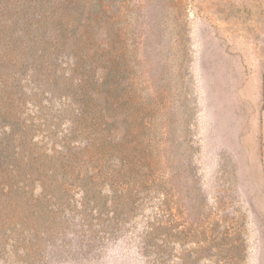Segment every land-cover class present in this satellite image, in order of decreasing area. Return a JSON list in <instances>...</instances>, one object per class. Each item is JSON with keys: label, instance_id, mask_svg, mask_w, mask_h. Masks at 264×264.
<instances>
[{"label": "rangeland", "instance_id": "obj_1", "mask_svg": "<svg viewBox=\"0 0 264 264\" xmlns=\"http://www.w3.org/2000/svg\"><path fill=\"white\" fill-rule=\"evenodd\" d=\"M0 114L71 168L55 223L19 202L16 226L0 186V264H264V0H0ZM87 186L105 208L140 190L99 255Z\"/></svg>", "mask_w": 264, "mask_h": 264}, {"label": "trees", "instance_id": "obj_2", "mask_svg": "<svg viewBox=\"0 0 264 264\" xmlns=\"http://www.w3.org/2000/svg\"><path fill=\"white\" fill-rule=\"evenodd\" d=\"M3 117L0 114V186H2L1 195L4 194L3 197L8 198L9 200H15V205L10 206L5 202V205L8 209L10 207L19 212V216L17 217L16 226L22 227L21 221L28 218V216L21 215L20 211H18L20 204L19 202H24L23 205L29 211H32L34 215L42 214L43 216L47 215L48 219L50 214L53 211L54 217L52 223H55L57 217H55L54 208L55 204H51L50 201H56L55 195L56 189L58 186L59 180L57 177H64L66 174L65 169L68 171L71 170L68 167L69 155L65 153H56L53 152V155L46 156H34V154L27 151L26 148H20L22 145V140H25L26 131L23 133L20 132L16 135L17 128L15 125H11L10 122L2 119ZM70 134H67L64 137L65 141L71 140ZM90 146V144H87ZM66 147V146H65ZM63 147V148H65ZM68 149V148H67ZM70 150H67V153ZM60 155V156H59ZM65 161L66 165H61L60 162ZM59 163V167L55 164ZM66 166V167H65ZM65 167V169L63 168ZM67 171V172H68ZM72 174V172H71ZM35 189H39V196L36 197L37 201H41L42 204H39L38 210L34 209L32 201L34 200L33 195H35ZM90 189L87 186V205ZM140 190L135 188H131L127 190L126 193L122 192L119 189L112 190L110 193L112 195L111 198V207H106L109 203L104 202L103 206H100V200H89L94 209H87V223L90 225V229L87 230V253L99 255L101 249L103 248V239L105 237H114L117 233V224L119 219L125 217L127 213L132 211L134 208L133 202L136 199L131 198L128 193L132 195H138ZM59 192H57L58 195ZM30 195V197H28ZM7 199V200H8ZM51 199V200H50ZM54 208L51 211L50 208ZM5 206H0V209H5ZM25 212L23 211L22 214ZM18 214V213H16ZM15 214V215H16ZM94 221L100 223V226L94 224ZM57 230L51 227V229L47 228L43 233L41 232L42 239L44 242L52 243L55 247L56 238H59L60 233H56ZM9 236L12 237L15 235L13 231L9 229ZM90 233V234H89ZM30 233L21 236H15V242L23 243L27 237H30ZM35 234L32 232V240L36 239ZM164 238H165V226L157 224L156 227L153 224L146 229L143 230L139 234V245L140 251L147 258L151 254V250L153 246L162 245L161 248L165 249L164 246ZM159 243V245H157ZM13 248H17L13 245ZM50 251H52V247H49ZM47 260L51 257L47 255ZM158 255H153L154 262L157 261ZM93 259V258H91Z\"/></svg>", "mask_w": 264, "mask_h": 264}]
</instances>
